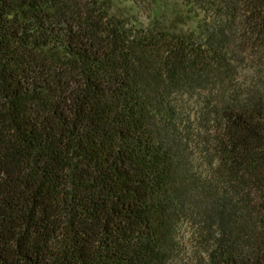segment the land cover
Wrapping results in <instances>:
<instances>
[{
  "label": "trees",
  "instance_id": "16d2710c",
  "mask_svg": "<svg viewBox=\"0 0 264 264\" xmlns=\"http://www.w3.org/2000/svg\"><path fill=\"white\" fill-rule=\"evenodd\" d=\"M185 1L0 0V264H264V0Z\"/></svg>",
  "mask_w": 264,
  "mask_h": 264
},
{
  "label": "rangeland",
  "instance_id": "374dc122",
  "mask_svg": "<svg viewBox=\"0 0 264 264\" xmlns=\"http://www.w3.org/2000/svg\"><path fill=\"white\" fill-rule=\"evenodd\" d=\"M108 2L113 13L137 18L144 23L156 18L173 31L188 33L201 29L203 15L192 13L185 0H108ZM189 235L188 232L186 240Z\"/></svg>",
  "mask_w": 264,
  "mask_h": 264
}]
</instances>
